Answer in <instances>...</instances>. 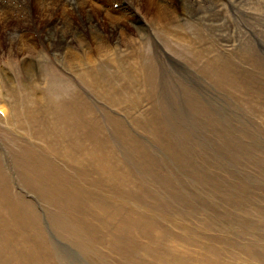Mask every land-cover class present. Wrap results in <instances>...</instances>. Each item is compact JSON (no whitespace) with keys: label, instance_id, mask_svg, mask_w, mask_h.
I'll use <instances>...</instances> for the list:
<instances>
[{"label":"rangeland","instance_id":"rangeland-1","mask_svg":"<svg viewBox=\"0 0 264 264\" xmlns=\"http://www.w3.org/2000/svg\"><path fill=\"white\" fill-rule=\"evenodd\" d=\"M79 1L0 8V260L264 264V0Z\"/></svg>","mask_w":264,"mask_h":264},{"label":"bare ground","instance_id":"bare-ground-1","mask_svg":"<svg viewBox=\"0 0 264 264\" xmlns=\"http://www.w3.org/2000/svg\"><path fill=\"white\" fill-rule=\"evenodd\" d=\"M11 1H16V0H0V8L2 9V6L4 5V4H6V3H11ZM19 1V0H18ZM52 1V0H51ZM55 2V4H59V1H61V3L62 2H64V1H66V0H54ZM56 2H58V3H56ZM119 2V1H118ZM165 2V1H164ZM65 3V2H64ZM67 3V2H66ZM65 3V4H66ZM79 4H78V7H77V14H81V15H84V14H91V12H92V8L93 7H97V9H98V11H101V12H103V11H109L108 10V6L110 5V3H111V0H101L100 1V3H98V0H80L79 2H78ZM98 3V4H97ZM13 4H15V3H13ZM65 4H63V5H65ZM15 5H17V4H15ZM83 5L86 7V9L83 7ZM98 5H102L103 6V8H99V6ZM5 6H7V5H5ZM10 6V5H9ZM12 6V5H11ZM50 6H52V5H50ZM57 6V5H56ZM62 6V5H61ZM76 6V5H75ZM121 6V5H120ZM8 7V6H7ZM113 7V6H112ZM112 7L111 8H109L111 11H113L112 10ZM46 8V7H45ZM114 8V7H113ZM6 9V8H5ZM44 9V8H43ZM49 9V8H48ZM12 10H14V9H12ZM114 10H115V8H114ZM37 11V10H36ZM48 11V10H47ZM68 11V10H67ZM7 12V11H6ZM71 12L72 13H74L72 10H71ZM96 12V11H95ZM110 12V11H109ZM38 13V12H37ZM44 13V12H43ZM42 13V14H43ZM67 13V12H66ZM11 14V13H10ZM41 14V13H40ZM62 14V13H61ZM70 14V13H69ZM104 15V14H103ZM108 15V14H107ZM1 17V16H0ZM43 17V16H42ZM30 18V17H29ZM67 62V61H66ZM76 65V64H75ZM84 65V64H83ZM89 150V149H88ZM87 151V150H86ZM90 152V151H89ZM86 154V153H85ZM87 155V154H86ZM89 157V156H88ZM88 157H85L84 156V160H76L75 162H80L81 163V165H83L84 164V162H88L89 160L88 159H90V158H88ZM80 159V158H79ZM92 159V158H91ZM93 163V162H92ZM96 171V170H95ZM99 178H101V175L99 176ZM105 179V178H104ZM112 179V178H111ZM158 209V208H157ZM22 211V210H21ZM20 210H19V212H21ZM21 217V216H20ZM25 217V216H24ZM15 218V217H14ZM22 218V217H21ZM1 219V218H0ZM1 223V222H0ZM38 230V229H37ZM159 232V231H158ZM161 234V233H160ZM151 236V235H150ZM160 237V236H159ZM162 238V237H161ZM177 242V241H176ZM180 243V242H179ZM198 248V247H197ZM202 248V247H201ZM9 250V249H8ZM37 251V250H36ZM10 252H11V250H10ZM9 252V253H10ZM37 253V252H36ZM206 253V252H205ZM11 254H12V256H11V258H9V259H7L6 261H3L2 259L0 260V264H18L19 263V261L17 260V258L15 257V252L13 251V253L11 252ZM209 254V253H208ZM204 255H206V254H204ZM10 256V255H9ZM34 257V256H33ZM171 257V256H170ZM177 257V256H176ZM208 257H214V256H208ZM35 259H37L36 257H34ZM12 259H13V261H12ZM20 259V258H19ZM26 259V258H25ZM30 259V258H29ZM27 260V259H26ZM32 262H35L36 260H33V259H30ZM38 260V259H37ZM190 260V259H189ZM196 261V260H195ZM194 261V262H195ZM255 261V260H254ZM192 262V261H191ZM190 262V263H191ZM197 263V262H196ZM199 263V262H198ZM204 263V262H203ZM20 264V263H19ZM208 264V263H207ZM253 264V263H252Z\"/></svg>","mask_w":264,"mask_h":264}]
</instances>
